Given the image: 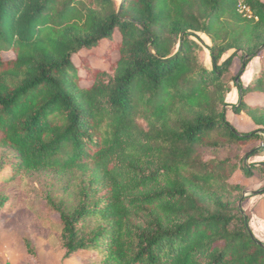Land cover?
Listing matches in <instances>:
<instances>
[{
    "label": "trees",
    "instance_id": "1",
    "mask_svg": "<svg viewBox=\"0 0 264 264\" xmlns=\"http://www.w3.org/2000/svg\"><path fill=\"white\" fill-rule=\"evenodd\" d=\"M103 42L119 59L82 76L75 57ZM263 50L264 0H0V216L2 187L51 171L76 182L73 203L54 204L66 258L264 264L232 184L264 178L246 163L264 156V104L247 100L264 96V69L240 77ZM230 108L257 128L239 133Z\"/></svg>",
    "mask_w": 264,
    "mask_h": 264
},
{
    "label": "rangeland",
    "instance_id": "2",
    "mask_svg": "<svg viewBox=\"0 0 264 264\" xmlns=\"http://www.w3.org/2000/svg\"><path fill=\"white\" fill-rule=\"evenodd\" d=\"M199 37L204 43L201 60L208 69H212L207 50V47L211 46V40L203 34H199ZM108 46L107 42H103L100 48L82 51L75 57L74 61L80 66L82 76L85 75L83 63L94 68L109 70L111 64L119 59L116 51L108 54ZM234 53L233 50L229 51L227 57ZM107 57L109 61L105 60ZM243 64L242 55L237 53L234 56L232 72L239 74L244 69ZM261 69H264V50L247 65L244 73L240 74L241 81L247 84ZM82 85L89 86L90 83L83 80ZM233 93L234 99L231 94L227 102L236 105L239 101V93L237 89ZM247 100H261L264 104V96H250ZM227 118L239 133L247 134L257 128L247 115H237L231 108ZM8 153L7 150H0V158L8 156ZM263 162L264 156L246 161L247 164ZM75 183L73 175L47 171L32 173L22 180L18 179L13 184L1 188L10 204L5 215L0 216V264H89L85 261L89 254L66 258L65 252L60 247L62 225L54 204L73 203ZM232 184H239L245 188L241 202L242 209L251 218L250 224L254 236L264 244V178L256 173L253 178L246 179L238 172L234 175Z\"/></svg>",
    "mask_w": 264,
    "mask_h": 264
},
{
    "label": "built area",
    "instance_id": "3",
    "mask_svg": "<svg viewBox=\"0 0 264 264\" xmlns=\"http://www.w3.org/2000/svg\"><path fill=\"white\" fill-rule=\"evenodd\" d=\"M239 11L241 14H243L245 17L247 18H253L252 12L250 11V9L245 6L242 1L240 2V7H239Z\"/></svg>",
    "mask_w": 264,
    "mask_h": 264
},
{
    "label": "crops",
    "instance_id": "4",
    "mask_svg": "<svg viewBox=\"0 0 264 264\" xmlns=\"http://www.w3.org/2000/svg\"><path fill=\"white\" fill-rule=\"evenodd\" d=\"M235 91V88L232 90V92L228 95V96H230L231 94H232V98L234 99V92Z\"/></svg>",
    "mask_w": 264,
    "mask_h": 264
}]
</instances>
